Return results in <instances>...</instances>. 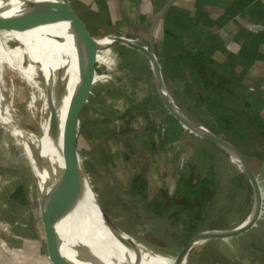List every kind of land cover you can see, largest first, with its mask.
I'll return each instance as SVG.
<instances>
[{"label": "crops", "instance_id": "crops-1", "mask_svg": "<svg viewBox=\"0 0 264 264\" xmlns=\"http://www.w3.org/2000/svg\"><path fill=\"white\" fill-rule=\"evenodd\" d=\"M69 1L88 29L101 23L116 29L120 38L144 45L146 41L148 44L153 20L171 0ZM182 46L201 52L230 72L237 85L233 95L236 99L242 93L246 96L241 101L240 116L249 121L254 149L242 151L228 138L219 136L240 150L259 182L262 211L247 235L239 237V245L247 242L252 247L248 248L249 264H264V0H176L155 34L156 56L164 78L172 74L163 70L168 56L178 57ZM119 47L129 50L125 60L137 64L130 69L137 73L136 78L132 74L135 88L127 90L122 97L124 103L115 105L108 86L111 75L100 72L101 63L107 59L98 60L100 54H110L113 47L98 54L79 114V157L82 139H89L95 155L113 165L118 154L113 142L120 138L128 160V178L123 185L129 193L136 191L140 202L134 194L132 202L143 204L144 210L153 214L151 217L175 220L176 225L184 220L186 233L191 232L187 230L192 229L194 220H218L216 229L222 228L225 221L234 227L244 224L254 208L247 176L218 146L193 134L170 115L148 59L134 49ZM102 105L103 111L99 110ZM86 121L84 132L81 125ZM102 139L112 144L101 149L98 145Z\"/></svg>", "mask_w": 264, "mask_h": 264}, {"label": "rangeland", "instance_id": "rangeland-1", "mask_svg": "<svg viewBox=\"0 0 264 264\" xmlns=\"http://www.w3.org/2000/svg\"><path fill=\"white\" fill-rule=\"evenodd\" d=\"M89 30L98 39L115 34L119 36L116 29L101 23ZM5 36L9 39H6ZM0 37L4 43L3 45L0 41L1 50H12L17 58L21 57V60L16 59V61L22 67H27L29 65L28 54L26 55L22 51L23 46L18 41L22 36L11 32L1 17ZM29 37H22V44L28 45V49L30 47ZM143 44L147 45V41ZM179 50L181 52L178 57L169 58L168 56L165 69L163 68V70L172 73L169 76L166 74L165 78L174 103L190 118L214 134L215 132L221 133L215 120L211 119V116L216 117V115L212 111L210 118H207L209 111L205 108L204 103L207 102L215 107L227 104L226 107H223L224 113L221 115V119L224 120L221 121V125L225 129L221 134L230 135V138L237 135L234 136L237 139L234 142L242 151L249 150L246 141L249 135L245 130L246 127L235 132L236 129L232 123L235 113L240 114L241 101L246 96L242 93L238 99L235 96L233 99L229 94L233 82L235 83L230 72L216 66L207 58L198 56L194 49L191 51L186 47L185 50L182 46ZM128 51L119 46H113L110 54L103 53L98 58L99 61L101 60L100 62L107 59L106 63H101L100 72L111 75L108 86L110 87L109 93L114 98L111 100L116 103L115 105L124 103L122 97L126 95L127 90L135 88L132 74L136 78L137 73L131 72L130 69L131 67L135 69L137 64L134 65L125 60L128 58L126 55ZM2 56L5 54L0 55V62L10 64L8 62H11L12 59L8 57L7 60ZM7 78L8 90H3V85L0 83V94L8 104L11 84L16 85L13 110L8 105L12 110L15 123L21 129L31 133L26 135L27 137L32 134L40 136L41 124L49 117V112L44 111V102L33 97V93L27 89L25 83L19 79L16 73H11ZM126 80L129 83H126ZM136 86L138 87V85ZM0 108L3 109L1 103ZM99 110H104L103 105ZM7 117L10 118L3 111L0 117V264H56L45 232L41 180L31 163L25 144L8 125ZM90 119L91 116L88 121ZM207 119H209L208 122ZM81 126L82 131H87V121ZM119 135L121 134L119 133ZM83 136L87 138L88 135ZM98 142H96L97 145ZM110 142L102 139L101 145L98 146L103 149L110 146L112 144ZM113 144L118 154L114 157L112 165L111 162L108 163L104 158L95 155L94 149L89 146V139L87 141L82 139L81 166L95 193V200H98L106 215L117 228L128 234L136 243L170 261L174 260L175 263L176 258L192 240L195 233L210 230H231L237 227H234L233 223L225 221L222 228L216 229L218 220H194L191 224L192 229L187 230L191 232L186 233L184 220L181 223L177 221L176 225L175 220H159L151 217L153 214L150 211H145L143 204L132 202L135 198L132 196H136L137 201L140 199V196L135 195L136 191L129 193L128 187L123 185V180L128 178L125 172L128 160L123 152L122 140L116 139ZM248 231L230 239L210 240L201 244L192 251L187 264H249L252 247L247 242L245 246L240 247L239 245L241 242L239 237L246 236Z\"/></svg>", "mask_w": 264, "mask_h": 264}, {"label": "water", "instance_id": "water-1", "mask_svg": "<svg viewBox=\"0 0 264 264\" xmlns=\"http://www.w3.org/2000/svg\"><path fill=\"white\" fill-rule=\"evenodd\" d=\"M1 2L3 6L0 8V17L11 32L26 37L32 36L34 33L45 32L47 34L46 41L53 44L72 43L73 50L77 55V68L71 99L69 100V93L62 95L55 92L56 107H54V103L52 104L56 125L51 146L61 165L54 172L50 160L44 164V168H47L50 173V178L42 188L45 232L56 264H58V260L62 264H109L82 245L78 239L77 223L86 175L77 150V138L79 114L92 83L97 56L99 52L106 51L113 46L134 49L148 59L158 93L170 115L190 132L212 142L224 151L247 176L254 194V208L244 224L231 230H211L199 233L183 248L174 264H187L192 251L207 241L240 236L256 224L262 211L263 196L259 182L248 161L236 146L205 129L178 108L163 76L156 56L155 34L159 23L176 0H171L153 20L149 32L148 47L113 35L97 39L90 33L84 21L74 12L69 0H55L56 3H52L50 7H47L44 1L35 0L29 1L26 3L27 6L23 7L20 0H1ZM59 12L61 15L58 14ZM96 204L109 225L113 224L114 222L106 215L98 200H96ZM114 229L123 235V245L133 253V264H142L144 252L139 244L125 237L117 226ZM69 255L72 257L70 258Z\"/></svg>", "mask_w": 264, "mask_h": 264}, {"label": "bare ground", "instance_id": "bare-ground-1", "mask_svg": "<svg viewBox=\"0 0 264 264\" xmlns=\"http://www.w3.org/2000/svg\"><path fill=\"white\" fill-rule=\"evenodd\" d=\"M29 1L32 0H20V4L23 7ZM35 1H44L47 7H50L52 3H56L55 0ZM2 6L3 3L0 0V8ZM58 14L61 15L60 12ZM46 35L45 32L32 34V36L29 37V49L28 45L22 44L23 36L21 35L22 37L18 41L23 46L22 51H24L26 55L28 54L27 59L29 62V65L25 68L16 61V59L21 60V57L17 58L12 50L6 49L2 51L0 48V55L5 54V56H2L3 58L8 60V57H10L12 59L11 62H8L10 64L0 62V83L3 85V90H8V75L16 73L19 79L25 83L27 89L33 93V97L44 102V111L49 112L48 119L44 120L41 124L40 136L32 134L30 135L31 138L27 137L26 135L31 133L21 129L15 123L12 115L16 85L11 84L9 90L10 102H8V104L5 103L0 94V103L3 108H0V117L3 111L10 117L9 119L7 117L8 125L12 127L15 135L25 144L31 163L38 172V176L41 180V188L44 187L45 182L50 178L49 171L47 168H44L46 161H51L53 165L52 170H54V172H56L57 169H59V165H61V162L51 146V139L56 125L55 111L53 108V105L56 107V102L54 100L55 92L62 95L69 93V100L71 99L77 68V55L76 51L73 50L72 43L53 44L50 41H46ZM6 39L9 38L6 37ZM0 41L4 45L3 40L0 39ZM21 98L23 99V97ZM8 105L12 110L9 109ZM28 130L30 129L28 128ZM113 224L109 225L107 220H105L104 216L100 213L96 204L95 193L89 184L87 176L84 177V185L81 194V210L78 215L77 223V235L80 243L106 263L133 264L134 255L129 248L123 245V235L115 231L114 228L116 226ZM124 236L131 239L128 234L124 233ZM139 246L144 252L142 264H174V260L170 261L164 256L151 252L144 246ZM69 257L71 258L72 256L69 255ZM58 264L62 263L58 260Z\"/></svg>", "mask_w": 264, "mask_h": 264}, {"label": "trees", "instance_id": "trees-1", "mask_svg": "<svg viewBox=\"0 0 264 264\" xmlns=\"http://www.w3.org/2000/svg\"><path fill=\"white\" fill-rule=\"evenodd\" d=\"M143 46H145V47H148V44L147 45H143ZM197 53V55L198 56H202V57H204V58H207L206 56H204L201 52H199V51H197L196 52ZM233 87L231 88V90H230V95L232 96V98L234 99V95H233V90L237 87V85L233 82V85H232ZM230 97V96H229ZM232 99V100H233ZM203 100H204V98H203ZM204 106H205V108L206 109H208V111L209 112H207L208 113V115H209V117L207 116V118H210V115H212L211 114V112L213 111L214 113H215V115H216V117L215 116H211V119H213V120H215V123L218 125V128L220 129V131H221V133H224V131H225V129H224V126L222 127V125H221V121H224V120H222L221 119V115H222V113H224V108L223 107H226L227 106V104H225L224 106H222V107H219V106H221V105H218V107H215V106H213V105H209L207 102H205L204 103ZM204 108V109H205ZM215 109V110H214ZM236 115H234V117H233V119H232V123H233V125H234V127H235V132L236 131H241V128H242V130L245 128V130L248 132V135H249V137H251L250 136V130H249V121H248V119H244V120H242V117L240 116V114H238V113H235ZM219 116V117H218ZM221 133H219V134H217L216 132H215V134H217V135H223V134H221ZM224 137H226V138H228V140H230V141H232L234 144H236V142H234V140H237L236 138H234V136H237V135H231L232 137L230 138V135H223ZM248 137V139H246V141H247V144H248V147L249 148H253L254 149V147H251L252 146V144H251V139ZM237 145V144H236ZM238 146V145H237Z\"/></svg>", "mask_w": 264, "mask_h": 264}]
</instances>
